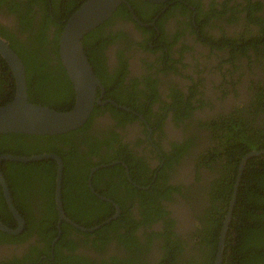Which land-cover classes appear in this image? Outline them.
I'll list each match as a JSON object with an SVG mask.
<instances>
[{
  "label": "flooded vegetation",
  "instance_id": "af4514ba",
  "mask_svg": "<svg viewBox=\"0 0 264 264\" xmlns=\"http://www.w3.org/2000/svg\"><path fill=\"white\" fill-rule=\"evenodd\" d=\"M14 1L0 0V29L9 27L23 38L28 34L31 21H20L16 12L9 11ZM131 1L135 8L125 0L129 6L123 2L124 11L113 10L97 29L100 31L97 38L92 36L96 43H93L91 53L100 68L99 80L101 82L103 78L108 84L104 88L101 82L103 89H96L100 102L94 103L86 131L99 139L106 136L107 143L96 141L93 145H86L77 142L76 149L69 150L60 136H52L46 138L54 139V146L45 145L42 150L30 153L50 152L60 158L59 199L67 220L58 218L55 198L57 162L54 158H40L45 160L44 164L27 171L33 178L28 183L29 190L20 192L13 188V192L7 183L12 207L19 218L6 203L0 186V207L3 208L0 221L16 228L18 219L22 221L17 232L0 229V264L12 256L21 258L28 247L40 249L43 243L36 240L38 224L34 215L41 218L51 213L56 214L57 228L51 247L60 233V226L68 228L66 237L71 239L59 247V264H129L128 252L132 248L127 250L109 228H103L99 234H106L100 242L98 232L94 230L116 216L120 219L124 212L131 217L122 221L120 230L129 227L143 244L144 251L138 252L135 258L138 263L156 264L159 261L164 252L162 245L166 242L162 233L168 235V241L176 246L171 245L178 259L173 264H183L193 257L201 259L198 247L204 232L210 228L208 209L223 205L225 186L217 184L216 187L217 181L213 180L220 176L217 150H212V145L216 146L219 140L196 121L207 117L218 121L223 112L236 108L243 112L241 108L249 98L246 87L264 80L262 54L256 55L252 50L247 51L249 58L237 52L230 54L229 47L219 40L238 38L239 32H243L246 38L255 35L264 24V0ZM33 3H41V0ZM52 30L53 26L49 32ZM171 89L184 96H171ZM189 90L195 93L190 98L191 114L186 115L188 118L173 120L167 103L174 98L186 100L185 94ZM146 109L150 111L146 112ZM26 141H33V138ZM179 144H186L180 152ZM20 150L17 146L14 151ZM2 153L25 155L9 151ZM65 159L70 161L67 181L62 179ZM3 160L27 162L1 158L2 174ZM50 163L55 168L52 176ZM9 165L4 166L8 168ZM12 170L20 171L14 164ZM237 174L221 225L229 208L234 183L239 181ZM45 186L48 192L42 198L41 189ZM85 187L96 197L95 202L106 201L113 209L108 217L81 229L82 225L66 215L62 203L63 199H69L74 210L72 207L79 205L77 200L83 196ZM145 197L153 199V203L152 208L145 209L142 214L140 203L146 205ZM48 198L50 206L46 203ZM115 199L122 201L123 208ZM160 207L166 212L157 218L152 209ZM146 212H149L147 221L144 218ZM169 222L171 226L165 227ZM71 226L91 233L77 231L79 234L75 236ZM144 231L153 234L147 237V234L143 235ZM92 242L103 245L104 249ZM49 254L48 261L58 264L52 248ZM71 254L78 255V258ZM25 264L31 263L25 260Z\"/></svg>",
  "mask_w": 264,
  "mask_h": 264
},
{
  "label": "trees",
  "instance_id": "16d2710c",
  "mask_svg": "<svg viewBox=\"0 0 264 264\" xmlns=\"http://www.w3.org/2000/svg\"><path fill=\"white\" fill-rule=\"evenodd\" d=\"M81 1L83 0H41V3L34 4V0H15L9 6V11L16 12L18 20L31 21L28 27V34L23 38H21V35L11 31L9 27L4 26L0 29V34L5 37L9 46L18 54L23 63L26 98L28 101L44 104L57 110H65L72 106L73 88L58 57L57 38L62 28L63 20ZM128 1L135 8L134 2ZM123 6L122 2L116 6L113 12L124 11L122 9ZM183 10H186V8L184 7ZM101 24L102 22L82 36L85 54L92 66L93 72L98 78L100 77V68L98 62L96 63L92 57L91 48H93V43H96L94 42L96 39L93 40L92 36L95 35L97 38V33L100 32L97 29ZM51 26H53V30L50 33ZM17 29L22 31L20 28ZM237 35L239 39L233 37L219 39L224 45L229 47L228 51L230 54L237 52L249 58L250 56L247 51L252 50L254 54H262L264 57V24L260 26L259 31L255 35L249 38H246L243 32H239ZM101 82L104 88H106L108 83L103 78ZM246 89L249 93V98L241 108L243 112H240V109L236 108L232 111L223 112L218 121L213 117H207L203 121H196L197 125H203L209 129V134L216 136L219 140L216 146L212 145V150H217L220 162L218 174L220 176L214 177L213 180L217 181L216 187L217 184H222L225 186V189L222 195L223 205L221 207L215 205L208 209L210 228L204 232L200 246L198 247V250L201 252V259L193 257L183 264L213 263L218 230L231 193L238 164L241 160L240 157L251 149H264V80H257L255 83L247 86ZM13 93L14 79L12 72L7 62L0 56V104L10 100L13 97ZM170 95L177 98L184 96L182 92H175L174 89H171ZM194 95L195 93L189 90L185 94L186 100L182 101L174 98L171 102L167 103L170 106L169 110H172L173 120H182L184 117L188 118L186 115L191 114L189 109L193 108L190 105V98ZM94 108L95 104L89 116L80 126L65 132L56 134L2 132L0 133V153L9 151L27 155L31 152H37L38 150H42L45 145H55L54 139L46 138L52 136H60L61 140L68 144L67 149L69 150H75L77 142H82L86 145H93L96 141L107 143L106 136L99 139L93 133L91 135L87 134L86 127ZM149 111V109H146V112ZM241 114H243V117L240 116ZM248 114L252 115L247 117ZM28 138H33V141H26ZM17 146L21 149L20 151H14ZM185 146L186 144H179L178 152L184 150ZM44 162V159L27 162L3 160L1 168L10 190L13 191V188L20 192L29 190L28 183L33 178L30 177L27 171L31 170L34 166H41ZM69 162L67 159L63 162L62 179L64 178L66 181L68 179ZM8 163L10 165L6 168L4 165ZM13 164L20 169L19 172L12 170ZM52 165L50 163V168H52ZM54 169H51L50 176H52ZM91 182H93V179H91ZM41 192L42 198L44 194L47 196V187H42ZM66 200L63 199L62 203L64 212L69 218L84 227L91 226L92 223L99 222L108 217L113 209L112 205L106 201L98 200L95 202L96 197L88 191L87 187L84 188L83 196L77 200L79 205L72 207L74 210L71 209L69 199ZM0 201L2 202L1 193ZM115 201L119 204V207L123 208L122 205L124 204L121 200L115 199ZM46 203L50 206L51 200L49 201V198L46 199ZM145 203L146 205L140 203L142 214L145 209L151 207L153 199L146 198ZM1 209L3 208L0 207V213ZM152 210L156 213L157 218L166 212L162 207ZM124 213L125 215L120 219L116 216L109 223L107 222V224H103L94 230L99 235L103 228H109L116 240L123 243L127 247V250L132 248L128 252V263L145 264L144 262L138 263L135 259L138 252L144 251V248L143 244L132 234L133 230H130L129 227H126L123 231L120 230V227L123 226L122 221H126L131 217L128 212ZM148 215L149 212L144 214L145 221L149 220ZM34 219L38 224V238L36 240L43 243L42 247L40 249L28 247L21 258L12 256L8 261H3V264H25V260H28L31 264H45L46 262V264H51V261H48L46 258L50 256L51 248L54 259H56L58 264L60 263L61 252L59 247L71 241V239L66 237L68 228L60 226V233L51 247V239L57 232L55 225L56 214L51 213L41 218L34 215ZM171 224L169 222L165 227H170ZM71 228L74 229L73 233L75 236H78L76 233L80 230L73 226ZM80 232L83 234L91 233L89 231ZM144 234H147L148 237L149 234L153 233L144 231ZM162 235L166 237V242L162 245L164 252L162 256L160 255V259L156 264H173L174 260H178L176 259V251L171 247V245L175 246V244L172 241H168V235L163 233ZM105 238L106 234L98 236L100 242ZM92 243L94 246L97 245L99 249H104L103 245L95 242ZM71 255L78 258L76 254ZM221 264H264V153L251 155L243 163L236 188L235 200L231 208L230 219L224 235Z\"/></svg>",
  "mask_w": 264,
  "mask_h": 264
},
{
  "label": "water",
  "instance_id": "95a60500",
  "mask_svg": "<svg viewBox=\"0 0 264 264\" xmlns=\"http://www.w3.org/2000/svg\"><path fill=\"white\" fill-rule=\"evenodd\" d=\"M150 1L156 2L159 0ZM121 2L129 6L125 0H83L63 20V25L57 38V52L65 73L71 82L74 93L72 106L65 110H57L47 105L27 100L23 63L18 54L9 46L5 37L0 34V56L7 62L14 79L13 97L7 102L0 104V133L22 132L29 134H56L74 129L85 121L94 103L100 102L98 96H96L97 87L100 88V91L103 88L87 59L82 43V36L107 18ZM259 153H264V149H251L242 155L238 165L237 179L239 178L245 159ZM48 157L54 158L57 162L55 198L58 218L67 220L63 215L59 199L62 162L56 154L50 152L28 155H15L10 153L0 154V159L8 158L19 161H30ZM237 181L234 183L231 199L229 201V208L227 209L223 224L219 230V238L213 264H221L223 240L231 206L235 198ZM0 186L6 203L11 207L12 213L19 218L12 207L7 182L3 177L1 169ZM70 222L77 225L72 221ZM18 224L19 226L16 228L7 226L0 221V229L8 232H17L22 224L21 219H18ZM80 228L85 229L83 226H80ZM90 228L91 227L88 229Z\"/></svg>",
  "mask_w": 264,
  "mask_h": 264
}]
</instances>
